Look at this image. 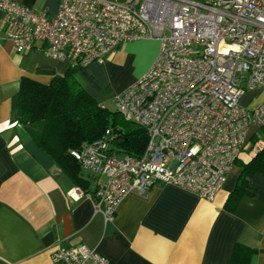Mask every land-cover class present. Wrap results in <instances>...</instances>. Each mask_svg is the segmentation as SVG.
<instances>
[{"label":"built area","instance_id":"1","mask_svg":"<svg viewBox=\"0 0 264 264\" xmlns=\"http://www.w3.org/2000/svg\"><path fill=\"white\" fill-rule=\"evenodd\" d=\"M49 14L0 0L7 38L16 52L41 42L46 55L71 66L104 63L119 44L157 39L149 68L112 98L122 117L147 134L138 157L118 153L109 129L71 149L80 167L103 176L80 186L106 220L129 193L156 182L212 200L225 183L253 127L264 125V97L247 106L246 91H264V0H56ZM53 264H110L84 243H56Z\"/></svg>","mask_w":264,"mask_h":264},{"label":"crops","instance_id":"2","mask_svg":"<svg viewBox=\"0 0 264 264\" xmlns=\"http://www.w3.org/2000/svg\"><path fill=\"white\" fill-rule=\"evenodd\" d=\"M15 1L49 14L57 10L56 0ZM42 46L38 41L31 49L16 52L0 11V264H53L50 252L56 243H84L110 264H229L237 242L256 249L253 263L264 264V171L248 178L250 194L241 196L233 210L224 205L239 163L212 200L156 182L143 195H125L113 219L106 220L94 210L88 194L71 197L68 191L76 183L22 125L11 120V98L22 78L47 84L69 67L68 61L46 55ZM158 49L157 39L124 42L104 63L81 65L75 75L104 105L145 73ZM126 70L130 78L122 86L104 83L105 77L114 80ZM250 92L251 105L264 97L262 90ZM257 129H252L246 144ZM88 178L84 189L89 192L104 180Z\"/></svg>","mask_w":264,"mask_h":264},{"label":"trees","instance_id":"3","mask_svg":"<svg viewBox=\"0 0 264 264\" xmlns=\"http://www.w3.org/2000/svg\"><path fill=\"white\" fill-rule=\"evenodd\" d=\"M77 68L69 64L64 73L54 75L47 84L22 78L11 98V120L22 125L37 146L47 152L77 186L89 192L84 188L91 179L84 174L70 150L100 138L109 129L110 141L118 153L138 157L145 148L147 134L142 127L125 120L117 110L131 125L120 130L111 127L109 111L78 81ZM258 140H264V125L250 138V149L256 146L255 153L247 161L238 156L234 162L240 164V171L224 205L229 210L235 208L241 196L250 194L248 178L256 171H264V146H258ZM256 252L237 242L229 264H255L252 258Z\"/></svg>","mask_w":264,"mask_h":264},{"label":"rangeland","instance_id":"4","mask_svg":"<svg viewBox=\"0 0 264 264\" xmlns=\"http://www.w3.org/2000/svg\"><path fill=\"white\" fill-rule=\"evenodd\" d=\"M122 1V0H121ZM130 73L128 70L120 73V75H118L117 79L116 77L114 78V80H111L110 77H105L104 78V83H107L111 86H113V83L115 82V84L117 86H122L125 82H127L130 78ZM253 92L250 91H246L245 95L242 98V102L243 104L250 106L253 103ZM104 106L105 108L109 111V125L111 127H114L116 129H125L127 127H129L131 124L125 122L122 117L116 112V108L114 106V103L112 102L111 99H108L106 102H104ZM256 128V127H253ZM258 133H259V129H257ZM250 143V144H249ZM245 145L244 149L240 151L239 153V158L242 161H246L248 160L249 157H251V155L253 153H255L256 150V146L253 147V149H250V146L252 145V142H249ZM257 145L258 146H264V140H258L257 141ZM237 170V166L233 165L232 167V171L235 172ZM84 174L88 177H91L92 173L84 171Z\"/></svg>","mask_w":264,"mask_h":264}]
</instances>
